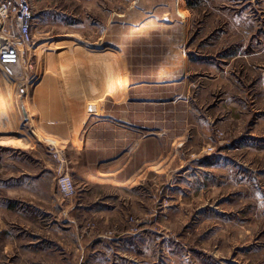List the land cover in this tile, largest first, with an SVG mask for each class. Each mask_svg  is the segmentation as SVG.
<instances>
[{
    "label": "rangeland",
    "instance_id": "1",
    "mask_svg": "<svg viewBox=\"0 0 264 264\" xmlns=\"http://www.w3.org/2000/svg\"><path fill=\"white\" fill-rule=\"evenodd\" d=\"M29 2L0 264H264V0Z\"/></svg>",
    "mask_w": 264,
    "mask_h": 264
},
{
    "label": "built area",
    "instance_id": "2",
    "mask_svg": "<svg viewBox=\"0 0 264 264\" xmlns=\"http://www.w3.org/2000/svg\"><path fill=\"white\" fill-rule=\"evenodd\" d=\"M0 17L5 21L4 32L12 38L1 49L2 61L13 64L21 55L19 47L32 42L34 16L29 0H0ZM58 183L65 195L74 191L73 181L68 173H61Z\"/></svg>",
    "mask_w": 264,
    "mask_h": 264
},
{
    "label": "crops",
    "instance_id": "3",
    "mask_svg": "<svg viewBox=\"0 0 264 264\" xmlns=\"http://www.w3.org/2000/svg\"><path fill=\"white\" fill-rule=\"evenodd\" d=\"M61 127H62V126H61ZM99 173H100V174H103V175H111V174H114L113 171H99ZM108 181H109V180H108ZM108 181H107V182H108ZM117 181H118V182L116 183V185H120V183H122V182H121V179H118V178H117ZM114 183H115V182H114ZM133 185H135V186L137 185V181H136L135 179H133Z\"/></svg>",
    "mask_w": 264,
    "mask_h": 264
},
{
    "label": "bare ground",
    "instance_id": "4",
    "mask_svg": "<svg viewBox=\"0 0 264 264\" xmlns=\"http://www.w3.org/2000/svg\"><path fill=\"white\" fill-rule=\"evenodd\" d=\"M51 45H52V44H51ZM2 46H3V45H2ZM4 80H5V79H4ZM4 82H5V81H4ZM116 82H121V79H120L119 77H117ZM66 100H67V99H66ZM0 110H1V109H0ZM3 114H4V117H9V118H10V116H9L8 114H6L5 111H4ZM2 117H3V116H2ZM4 117H3V118H4ZM27 117H29V116H27ZM10 119H12V118H10ZM15 119H16V118H15ZM27 120H28V119H27ZM18 121H19V120H18ZM13 122H14V121H13ZM19 122H20V121H19ZM19 122H18V123H19ZM16 124H17V121H16Z\"/></svg>",
    "mask_w": 264,
    "mask_h": 264
}]
</instances>
